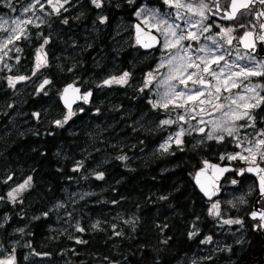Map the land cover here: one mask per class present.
Wrapping results in <instances>:
<instances>
[{
	"label": "trees",
	"instance_id": "trees-1",
	"mask_svg": "<svg viewBox=\"0 0 264 264\" xmlns=\"http://www.w3.org/2000/svg\"><path fill=\"white\" fill-rule=\"evenodd\" d=\"M128 1L102 0L97 9L91 0H68L69 8L48 12L57 94L65 84L76 83L91 93V103L55 129L47 121L0 142V169L31 178V188L0 216L7 214L8 227L23 226L15 241L39 251L47 264L181 263L204 236L221 230L192 178L202 161L226 164L230 143L198 142L185 135L180 144L158 151L177 124L155 126L151 110L152 124L142 128L124 118L111 124L105 119L102 139L99 83L109 77L113 59L108 56L119 23L134 20L144 0ZM117 57L118 69L132 68L134 78L152 64L127 49ZM62 111L57 100V121ZM161 112L162 118L179 113L173 107ZM0 239L7 243L10 234Z\"/></svg>",
	"mask_w": 264,
	"mask_h": 264
},
{
	"label": "flooded vegetation",
	"instance_id": "flooded-vegetation-1",
	"mask_svg": "<svg viewBox=\"0 0 264 264\" xmlns=\"http://www.w3.org/2000/svg\"><path fill=\"white\" fill-rule=\"evenodd\" d=\"M145 2L149 4L152 2V4H155L154 6H157L160 9L164 8L159 0H144L140 5ZM186 2L188 3V0H186ZM69 3L71 2L69 1ZM69 3H64L63 8H69ZM132 3L133 0H131V2L129 0L127 4L132 5ZM193 3L197 5H207V7H202L204 11V19L197 22L196 33L198 40L194 38L191 39L192 44H203L213 38L220 46L219 48H221V51H223V47L228 48L229 50L236 47L237 49L239 48L245 57L253 58L264 63V40L257 42L261 32V24L263 22V15L260 14L263 12L261 11V8H264V4L259 3V0H256V2L250 6L251 10L247 8L241 9L236 13V19L229 20L222 17L224 16L225 9L229 12L231 11L230 0H193ZM217 6H219V11L217 10ZM180 9H183V11H178L184 13L185 8L181 6ZM49 17L50 15L47 14L46 20L42 24L28 26L30 35H28L27 39L19 41L21 42L20 54H13L15 56H20V64L18 66L15 65V69L11 71H7V67L2 64V69L0 70V142L6 141L11 135L18 136L19 134H22L26 128L29 129L31 126H36L37 124L42 125L47 121L51 124V129H55L56 126H58L56 123L57 100L63 109L60 113L63 118L62 121H60L61 125L68 123L80 113L71 115L73 112H76L78 109L83 112L84 107H86L84 105L75 106L69 114L59 100L63 88L58 95L55 80L56 54L54 49H52L53 54L48 52V46L51 45L53 41L50 36L48 37V31H51L52 29ZM134 20H132L133 23L131 26L128 24V34H123L124 37H128L127 40H122L123 36L120 32L122 21L119 23L113 41V54H109L108 56L110 59H113L107 68V75H109V77L107 79H102L99 83V91L101 93L99 105L100 108H102L99 113L102 121L100 134L103 140L105 134V119L111 124L116 118H124L126 119L125 121L128 120L135 122L138 127L142 128L150 125L147 123L148 120L152 121L151 117L153 114H151L149 110L155 112V120L159 121L162 118V115L159 114H162L161 111L164 109H162V107H154V97L151 95L153 88L149 89L147 86H143V76L147 71L151 70L161 58L160 48L162 40L155 32L143 27L159 38V46L150 51L141 50L137 46L133 29V25L139 23ZM182 24L185 25V21H183ZM241 24H243L244 27H241ZM228 29H232V31L228 32ZM32 30H37V33L32 32ZM38 31H41V33L39 34ZM43 31H45L46 34H43ZM245 33H251L247 38H250L251 40V45L254 49L253 53L242 46V40L245 38ZM35 36L37 37V40H35ZM42 40H47L48 44H44L46 61H43V68L39 69L37 65L33 64L32 58L35 50L41 47L42 43L40 42ZM129 43H131L132 46H129ZM185 43L188 44V40H186ZM39 44L40 46L38 47ZM126 49L130 56H138L143 61L142 63H149L152 61L148 70L144 71L141 75H137L136 78L133 77L132 68H129V70L118 69L120 66L117 55L124 53ZM102 53V58H104L106 53ZM24 55H28L30 60H27ZM105 67L106 65L102 66V68H104L103 70H105ZM207 69L210 70L208 73H204L203 71L205 69H203L202 74L194 78L197 86H202L200 83L201 79L204 83L208 84L207 88L213 86L214 81L211 77V73L214 72L213 68ZM261 72H264V67ZM124 73H128L125 83H112L110 85L104 83L106 80H118L124 75ZM21 76L25 77V79H18ZM249 79L251 82H254L253 84L260 85L259 91L261 97H264V76H251L250 78L244 77L243 79H240L238 83L241 80H246V82H244V84H246ZM10 80L13 81L14 84H10ZM45 80L48 81L47 84L44 83ZM242 87L243 85L240 86L239 90H241ZM231 90L236 92L237 86L231 87ZM81 92L83 93L85 91L81 90ZM128 107L133 109V111ZM106 108L109 111V114L107 113V115H105ZM65 111L67 112V116H64ZM249 115L252 117L251 120H249L248 117L241 119V121L235 126H231L232 135L225 137V141L230 143L229 145L231 149V152H229L227 156L243 150L246 146L253 147L256 141L264 139V137L258 135L259 132L264 131V101L260 103L259 107L250 109ZM249 124L254 126L248 127L247 125ZM113 127L114 125L108 128V130L110 131ZM54 133L55 130H52L50 134ZM194 137L198 139V137ZM237 144H239L240 147H237ZM261 153H264V148H261L256 152L255 163L251 162L249 153L245 152L246 157H249L248 160H242L239 158L230 159L226 156V164L231 165L235 170L243 168L245 170L246 166L264 167V158H262ZM228 175L230 176L227 180V183L229 184L226 185L227 183H224L225 180L223 181L221 185V195L206 203L210 205L211 203L222 199L225 194H227V190H229L227 195L228 202L231 201L232 192L234 194H240V197L237 200L244 202L245 207L238 209L237 206L230 205L227 215L231 220L238 219L241 223L227 225L225 228L221 227V230L216 233L207 234L199 241V248L196 252L192 253L193 255H191L186 262L173 264H264V220L252 218L253 204L259 194L256 180L246 173L237 176L236 173L232 172ZM10 179L11 181H22L25 183V181H28L29 176L21 174L20 172L1 171L0 190L7 191L10 189L12 186V183H8V180ZM233 181H235V183H233ZM30 188L31 180L25 187V190L27 191ZM13 203L17 202L0 200V213L4 208ZM258 206L260 210H264V199L258 201ZM8 220L9 217L7 214L2 213L0 216V225H2V227H0V238H6L10 234V241L17 243V241H15L16 236L20 237L18 229L20 230L24 228L23 226L8 227ZM3 229H9V231L6 230L3 232ZM209 237H211V242L209 244H204L203 241ZM5 245L7 246L8 243H5ZM11 252L12 251L10 250V253ZM12 253L15 256V263L19 257L27 255L37 260L40 258L45 259L43 254L29 246L18 247L17 253L15 251ZM20 264L25 263L23 261Z\"/></svg>",
	"mask_w": 264,
	"mask_h": 264
},
{
	"label": "rangeland",
	"instance_id": "rangeland-1",
	"mask_svg": "<svg viewBox=\"0 0 264 264\" xmlns=\"http://www.w3.org/2000/svg\"><path fill=\"white\" fill-rule=\"evenodd\" d=\"M60 2L63 3V0H60ZM159 2L162 3V7L165 9L154 6L155 4H152V2H150V4L145 2L138 7L133 15L134 21L138 22L142 27L155 32L162 40L160 48L161 58L158 63L143 76V86H147L149 89L153 88L151 95L154 97L153 102L155 108L162 107V109H166L173 107L174 112H177V110L179 112L176 116L165 117L161 118L159 121H154L157 127L173 126L177 124L175 132L164 137L163 141L157 147V150L163 152L168 151L171 147L178 145L177 140L182 141L185 135L198 137V139L194 137L198 142L215 141L221 143L225 141V137L228 136V134L226 131L220 129L231 128V126H235L241 119L245 118L243 117L237 120L233 113L242 114L246 110L249 112L250 109L255 107L245 109L244 105H255L256 99H253V97L255 96L257 99L261 97L259 91L260 87L256 88L255 92L247 90L257 84H253L254 82H251L250 79L246 84H244L246 80H241L238 83L244 76H237L234 74L240 73L242 68L261 72L263 67H258V65H264V63L253 58L245 57L239 48L237 49L236 47H233L231 50L223 47V51H221V48H219L220 46L213 38L203 44H192L191 39H193V37L190 34H194V39L198 40L196 33L197 22L204 19V11L201 5L194 4L193 0H188V3L186 0H178V2L183 5L182 7L185 8L184 13H181L178 10L183 11V9L174 6L177 0H171L172 6H170L169 3H165V0H159ZM32 5H34V7H30ZM41 5H43V8H41ZM55 6L59 8V12L64 9L60 7L59 4ZM28 8H30V10L25 11V9ZM48 12L59 13L54 11L47 0H40L39 4H37L35 0H0V70L2 69V64L7 67V71L14 70L15 65L18 66L20 64V56L13 55L20 54L21 42L19 41L27 39L28 35H30L28 31L29 25L44 23ZM201 13H203V15H201ZM15 20H31V23L20 25V27L24 29L23 34H21L19 30L15 32L12 31V29L16 27L13 23ZM5 21H7V23H5ZM183 21H188V23L183 25ZM132 23V21L122 20L120 28L122 36L123 34H128V27L131 26ZM128 24L130 25L128 26ZM4 29H7V31ZM172 31L176 33L175 36L171 35ZM16 35H20V39H15ZM181 35L185 38L180 40L179 43H175L177 37ZM9 36L13 38L12 43L7 42ZM127 39L128 37H122V40ZM186 40H188V44L185 43ZM168 41H172L174 46L166 47L165 45ZM40 43H42L41 47L35 50L32 58L34 65H40L38 67L39 69L43 68V61H46V55L44 54L45 40H42ZM39 46L40 44L38 47ZM129 46H132V44L129 43ZM220 57H222V59H218ZM217 59L218 62H214ZM207 68H213L214 72L211 73V77L214 84L211 88L199 87L193 82L195 81L194 78L202 74V70ZM189 74H192V79L190 80L187 79ZM182 80L186 81V83H181ZM234 83L237 86L236 92L231 90ZM241 85H243V87L239 90ZM177 92H184L185 95L183 97H177L175 94ZM196 92L203 93V95H200L195 100L189 99V97ZM59 94L60 92L58 95ZM241 97H243V99H241ZM200 101L204 102L200 103ZM233 101H235V103H233ZM165 105H167V107H165ZM79 112H81L80 109L73 112L71 115ZM64 116H67L66 111L64 112ZM181 117H183V119H181ZM166 120L169 121V123L163 124L162 122ZM147 123L151 125L152 121L148 120ZM200 126H206L207 130L203 135L199 136L196 135V131ZM178 133H182V135L178 136ZM209 134L213 136L212 139L208 138ZM220 137H223V139H219ZM162 145L167 148L166 151L161 147ZM247 148H251V146L244 147V149ZM244 149L228 155L227 158L232 156H236L239 159H241L240 156L246 157L245 152L247 151ZM1 171L0 169V172ZM8 183H12V186L9 190H4V198L2 201L17 202L26 190L25 188L20 191L15 190L24 183L22 181H11V179L8 180ZM228 184L229 183L226 185ZM227 191L229 192V190ZM9 192H13L15 200L8 196ZM228 192L222 199L210 204L211 214L215 216L219 227L224 228L227 225L237 224L225 223V221L228 220H238H231L228 218L227 213L230 205L237 206L238 209L245 207L244 202L237 200L240 197V194L237 193L234 194L232 192L231 201L228 202ZM213 204L218 205V207L213 209ZM24 231L25 229H23L22 232L19 231V235L23 234ZM210 242L211 240L209 241L208 238L203 241L204 244H209ZM7 243L8 245L6 246L0 239V260L10 257L15 258L12 252L15 251L17 253L18 247H24L21 240L17 243L11 241ZM10 250L12 251L11 253ZM23 261L25 264H47L43 258L37 260L28 255L19 257L16 263L20 264Z\"/></svg>",
	"mask_w": 264,
	"mask_h": 264
},
{
	"label": "snow or ice",
	"instance_id": "snow-or-ice-1",
	"mask_svg": "<svg viewBox=\"0 0 264 264\" xmlns=\"http://www.w3.org/2000/svg\"><path fill=\"white\" fill-rule=\"evenodd\" d=\"M35 2L37 4L40 3V0H35ZM48 4L50 6L53 7L54 11L56 12H59V8H57L55 5L56 4H59L60 7H63V3H67L68 0H63V3L60 2V0H47ZM92 4L97 8H101L102 7V0H91ZM131 2V0H130ZM256 2V0H230V8H231V11L229 12L227 9H225V12H224V16L222 18L224 19H229V20H233V19H236V13L239 12L241 9H250V6L253 5L254 3ZM165 3H169L170 6L171 5V0H165ZM259 3H262L264 4V0H259ZM175 7H181L183 5H181L178 0H177V3L174 5ZM30 7H34V5L30 6ZM201 7H207V5H201ZM41 8H43V5H41ZM30 10V8L28 9H25V11H28ZM217 10L219 11V6H217ZM201 15H203V13H201ZM243 15V13H242ZM260 15H264V13H261ZM67 21H65L66 23ZM104 22V18H101V23ZM5 23H7V21H5ZM13 23L16 25V27L14 29H12L13 32L19 30V32L21 34H23L24 32V29L22 27H20L21 24H28V23H31V20H15L13 21ZM185 23H188V21H186ZM241 27H244L243 24H241ZM171 28V26H170ZM261 28H264V24H261ZM5 31H7V29H4ZM207 30V29H205ZM228 32H231L232 29H228L227 30ZM167 35V34H166ZM171 35L175 36L176 33L174 31L171 32ZM192 35V37L194 38V34H190ZM251 33H245V38H247L248 36H250ZM185 37L184 36H179L177 37L175 43H179L180 40H183ZM260 40H264V36H260L258 37ZM15 39H20V35H16L15 36ZM8 43H12L13 42V38L11 36L8 37ZM45 43H47V40H45ZM6 46V45H5ZM166 47H172L174 46L173 42L172 41H168L165 45ZM247 47V45H246ZM39 59V57H38ZM218 59H222V57L218 58ZM218 59L215 60L214 62H218ZM170 63V61H169ZM40 65L38 64L37 67H39ZM258 67H264V65H258ZM205 71H207V69H205ZM234 75H237V76H244V77H250V76H264V72H259V71H256V70H245V69H241V72L240 73H235ZM128 76V73H124V75L122 77H120V79L118 80H106L104 83L107 84V85H110L112 83H119V84H123L126 82V77ZM18 79L20 80H23L25 79V77L21 76L19 77ZM187 79H192V74H189ZM195 83V81H193ZM45 84L48 83L47 80L44 81ZM181 83H186V81L182 80ZM200 83L203 84L204 81L201 79L200 80ZM10 84H14L13 81L10 80ZM233 86H236L235 83L233 84ZM43 87V86H42ZM260 85H254L252 86L251 88H248L247 90L248 91H252V92H255L256 88H259ZM67 91V90H66ZM177 97H183L185 95L184 92H177L175 93ZM200 95H203V93H200V92H196L194 93L192 96L189 97V99H192V100H195L197 99ZM85 100H87V96L84 97ZM241 99H243V97H241ZM253 99H256V104L255 105H248V104H245L244 107L245 109H248V108H252V107H259L260 106V103L262 101H264V97H259L258 99L254 96ZM204 101H200V103H203ZM233 103H235V101H233ZM179 106V105H178ZM165 107H167V105H165ZM233 115L235 116V119H241L243 117H248L249 120L252 119V117L249 115V112L246 110L244 111L242 114H235L233 113ZM181 119H183V117H181ZM58 126H61V122L60 121H57L56 122ZM163 124H168L169 121H163L162 122ZM248 127H253L254 125L252 124H249L247 125ZM220 130L222 131H226L228 135H232V129L231 128H221ZM201 131H203L201 129ZM215 131V130H214ZM179 135H182V133H178V136ZM258 135L264 137V131L262 132H259ZM209 139H212L213 136L211 134H209L208 136ZM219 139H223V137H220ZM182 141L180 140H177V143H181ZM162 148H164V150L166 151L167 148L164 147V145L161 146ZM237 147H240L239 144H237ZM261 148H264V139H260L258 141H256L255 145H253V147L251 148H247V149H244L245 151H247L249 153V157L251 158V162L252 163H255V160H256V152H258ZM261 156L262 158H264V153H261ZM249 157H244V156H240L241 159H245V160H248ZM230 159H236L237 157L236 156H232V157H229ZM121 159H124L123 157H121ZM247 171H256V172H259L261 171V169L259 167H256V168H248ZM102 178V174L100 176L97 177V179H101ZM31 178L29 177L28 181H25L24 184L20 185L18 189H16L15 191H20V190H23L27 184L30 182ZM233 183H235V181H233ZM261 193L264 194V176H261ZM8 196L11 197L13 200H15V196L13 194V192H9L8 193ZM213 209L217 208L218 205L216 204H213ZM252 218L253 219H257L259 218L260 220H264V211H255L252 213ZM225 223H237V224H240L241 221L240 220H235V221H225ZM0 227H2V225H0ZM95 227V226H94ZM19 231H23V229H20ZM208 240L210 241L211 240V237L208 238ZM78 243L80 241H77ZM0 264H15V258L14 257H10L8 259H4V260H0Z\"/></svg>",
	"mask_w": 264,
	"mask_h": 264
},
{
	"label": "water",
	"instance_id": "water-1",
	"mask_svg": "<svg viewBox=\"0 0 264 264\" xmlns=\"http://www.w3.org/2000/svg\"><path fill=\"white\" fill-rule=\"evenodd\" d=\"M264 13V10L263 12ZM263 22L264 24V15H263ZM134 38L136 39L137 46L144 51H150L153 49H156L159 46V38L152 32L144 29L139 24H134ZM262 32H264V28H261L260 36H262ZM247 38H245L242 42L243 48L250 51L251 53L254 52L253 46L250 44L246 47L245 42ZM250 39V38H249ZM259 39V38H258ZM251 43V40H250ZM210 70L207 69V71H203L204 73H208ZM203 87L207 88L208 84L203 83ZM67 90V91H66ZM87 96V100L84 99V97ZM91 93L90 92H81V89L79 86L75 85L74 83L67 84L63 91H61V94L59 96V100L63 107L67 110V112L70 114L72 109L75 106L78 105H84L88 106L91 101ZM201 129L203 131H201ZM207 128L206 126H200L199 129L196 131V135H203L206 132ZM258 166H246V174L252 176L258 185V196L256 197L257 201L255 204V207L253 209V212L255 211H264L260 210L258 206V201L260 199H264V194L261 193V176H264V172L258 176H256L257 173H260L264 167H260L262 170L259 172L255 171H247L248 168H256ZM234 167H232L229 164H219L217 162H212L209 160H205L203 167L198 169L194 175H193V184L198 191V193L202 196V198L206 202H210L216 198H218L221 193V185L225 179V177L232 173L234 171ZM244 168L238 170L237 176H240L243 174ZM259 177V178H258ZM255 199V200H256Z\"/></svg>",
	"mask_w": 264,
	"mask_h": 264
},
{
	"label": "bare ground",
	"instance_id": "bare-ground-1",
	"mask_svg": "<svg viewBox=\"0 0 264 264\" xmlns=\"http://www.w3.org/2000/svg\"><path fill=\"white\" fill-rule=\"evenodd\" d=\"M263 10H264V8H261V11H263ZM133 29L135 30L134 25H133ZM262 33H263L262 35L264 36V32H262ZM244 39H245V38H244ZM244 39H243V40H244ZM135 40H136V39H135ZM243 40H242V42H243ZM246 40H247V41H244V42H245V45L249 46V45L251 44V43H250V39L247 38ZM257 42H260V39H257ZM65 86H66V85H65ZM65 86H64V87H65ZM64 87H63V89H64ZM201 87H202V86H201ZM63 89H62V91H63ZM132 114H133V113H132ZM204 162H205V161H202V162H201V167H200V168L203 167ZM200 168H199V169H200ZM259 168H260V167H259ZM260 169H261V168H260ZM197 170H198V169H197ZM197 170H196V171H197ZM238 170H240V169H238ZM238 170H234L233 172L236 173V175H237V174H238ZM261 170H262V169H261ZM255 172H256V171H255ZM263 172H264V169H263L260 173H257L256 176L262 174ZM244 173H246V170H244L243 174H244ZM258 178H259V177H258ZM192 179H193V178H192ZM256 201H257V199L254 201L253 209H254V207H255ZM195 256H196V255H195ZM192 259H193V258H192ZM199 263H200V262H199Z\"/></svg>",
	"mask_w": 264,
	"mask_h": 264
}]
</instances>
